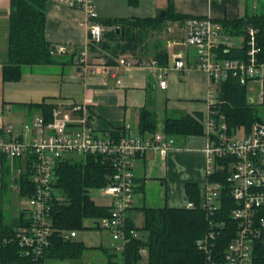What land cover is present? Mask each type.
Listing matches in <instances>:
<instances>
[{
    "label": "built area",
    "instance_id": "2783aa9c",
    "mask_svg": "<svg viewBox=\"0 0 264 264\" xmlns=\"http://www.w3.org/2000/svg\"><path fill=\"white\" fill-rule=\"evenodd\" d=\"M82 10L88 25L90 43H99L108 28L97 22L95 0H45ZM91 21V22H89ZM183 45L191 46L196 53L195 61L187 63L179 54L174 55L172 64L160 67L156 60L130 61L121 59L120 64L138 65L153 69L158 87L164 90L167 70L197 69L204 71L209 81L219 87L228 78L237 79L241 85L249 81L264 82V61L259 58L257 30L247 27L243 43L246 45L244 58H223L235 47L232 37L222 25L210 17H191L183 25ZM58 51L60 48H58ZM85 55V52H82ZM263 91L260 103L263 104ZM84 105H71L67 108L55 107L51 120L35 116L31 124H25L20 133L14 134L11 124L0 126V196L2 192V172L9 163L13 183L29 167L35 186L28 199V224L14 233L12 241H17L26 257L36 264H47L42 260L43 251L49 246L54 231L50 210L56 197V169L58 163L68 155L85 157L103 156L114 167L111 182L100 189L111 199L109 214L94 218L92 227L110 233L114 251L123 261L126 245L131 240L142 238L135 228L128 226L127 213L134 196L133 166L135 158L147 151H155L164 156L173 149V141L162 131L149 135L133 136L124 133L118 138L98 137L93 134L86 117H77ZM203 135L207 139L204 149L206 156V181L200 192L198 207L209 220L208 233L197 241V249L205 256L204 264H253L254 249L264 245V120L256 121L245 133L242 128L230 130L219 113L217 89H213L206 100L203 112ZM21 161V168H14V161ZM223 162L219 164L218 162ZM225 171L226 185L211 181L216 171ZM226 188V189H225ZM224 195L232 200L230 219L234 222V235L222 250L215 247L218 234L225 227L224 220H215ZM187 209H193L192 202H185ZM77 231H61L64 240L74 239ZM140 264H145L147 247L138 248ZM51 264V263H50Z\"/></svg>",
    "mask_w": 264,
    "mask_h": 264
},
{
    "label": "crops",
    "instance_id": "0c3cea01",
    "mask_svg": "<svg viewBox=\"0 0 264 264\" xmlns=\"http://www.w3.org/2000/svg\"><path fill=\"white\" fill-rule=\"evenodd\" d=\"M167 7L168 0H136L132 5L128 0H95V10L99 16L97 22L102 25H104L102 21L107 19H153L161 12H165ZM172 11L182 17H210L220 24L223 20L238 19L247 14L264 15V0H172ZM44 12V35L50 44L52 63L23 65L20 79L3 82L2 68L9 60L10 0H0V119L5 112L20 114L22 116L20 131L25 124H31L35 116H44L39 108L34 109L31 106L41 104L62 108L84 105L85 108L80 115L75 116L86 117L93 134L98 137L109 136L113 129H123L125 133L133 136L141 135L138 125L142 109L155 114L157 131H162L163 123L167 118L199 115L203 118L209 94L213 89H220V85L217 87L209 81L204 71L182 69L166 71L164 79L167 81V87L162 90L158 87L153 69L119 63L121 59L127 61L133 59L140 62L156 60L152 55V44L156 42L155 40L152 44H146V54L131 55L129 53L115 58L114 63L107 64L102 53L92 50L98 43L89 41L87 19L82 10L45 1ZM165 22V25H169L168 27L177 26L180 38L179 40L168 39V42H156L160 43L161 48L166 52V64L159 65L156 60L157 64L160 67L170 66L176 54H179L187 63L195 61V50L190 51V46L182 43L185 21L168 19ZM106 27L108 30L105 32L114 29L110 26ZM236 39L240 42L237 43ZM103 40L104 34L100 42ZM232 41L235 47H240L243 37H232ZM57 47L60 48L59 51ZM82 52H85V55H82ZM261 91L264 97V88ZM26 111L27 113L33 111V114H26ZM6 124L0 121V126ZM20 131H15L13 128L14 134ZM146 135L149 133H144V136ZM167 137L172 139L173 149L166 155L161 156L150 150L135 158L133 203L127 213L129 227L132 225V228H139L135 224L136 216L138 212L143 213L145 208L183 207L188 201L185 193V186L188 183L197 186L200 197L206 181L204 153L207 145L206 137L203 134ZM83 158L68 155L63 160L71 162ZM16 162L13 163L14 168L23 166L21 161V165H16ZM178 166L183 168V175L175 172L176 169L179 172ZM5 167L12 181L13 170L9 163ZM9 186L16 189L12 183ZM100 189L102 188L92 190L96 191L101 200H106L99 206L109 209L111 199L104 193H100ZM86 221L87 219L83 221L84 229H86L84 225ZM88 229L109 233L106 230L94 228L91 224L88 225ZM75 238L70 241H76ZM141 238L143 241L144 234ZM115 244L113 242L106 247H98L106 254L107 264L121 262L120 256L111 251ZM102 262L104 260L101 258Z\"/></svg>",
    "mask_w": 264,
    "mask_h": 264
},
{
    "label": "trees",
    "instance_id": "16d2710c",
    "mask_svg": "<svg viewBox=\"0 0 264 264\" xmlns=\"http://www.w3.org/2000/svg\"><path fill=\"white\" fill-rule=\"evenodd\" d=\"M134 4L136 0H128ZM45 0H10L9 16V60L2 68V80L17 81L21 76L23 65L52 63L50 44L46 41L45 30ZM189 17L178 16L172 11V0H168L165 17L160 19H113L102 23L114 29L104 33V40L93 47V51L103 54L106 63H114L115 58L126 54H146L143 43L152 30H159L160 22L185 21ZM223 29L231 37L245 36L247 27L257 30V43L260 49L259 58L264 61V15L247 14L244 17L223 20L220 22ZM112 44V45H111ZM153 58L159 65L166 64V52L160 43H153ZM247 47L244 43L240 47L229 49L220 55L223 58H244ZM148 51V50H147ZM264 104V101H263ZM218 110L228 129L243 128L245 133L251 126L262 120L256 109L248 102L246 86L241 85L237 79L228 78L220 84L217 94ZM39 108L46 121L51 119L52 110L56 105H31ZM139 133H155L157 121L155 114L142 109L139 117ZM162 132L166 136H190L203 134L202 115L197 117L167 118L163 123ZM125 133L123 129H113L109 136L118 138ZM220 165L223 162H218ZM21 165L17 160L16 165ZM115 173L112 164L103 156L87 155L78 161L61 160L56 169L57 189L53 200L50 219L54 229L49 246L43 251L42 260L46 263H61L78 261L85 246L82 243L64 240L61 231H81L83 221L88 218L104 217L109 214L107 207L94 203L88 194L90 189L104 188L111 182ZM211 181H219L226 185L225 171H216ZM12 183L21 197L29 199L34 193L35 186L32 180V171L26 169L17 178L16 183L10 180L7 167L2 172V192ZM226 189V188H225ZM187 200L195 207L181 208H145L143 210L144 223L141 231L144 232L143 241L131 240L123 253L124 264H140L138 254L139 245H145L148 256L145 264H204L205 256L197 249V241L209 231V220L205 212L198 207L199 189L195 184L185 186ZM0 196V197H1ZM232 200L223 194L220 208L216 212L215 220H224L225 227L218 234L215 247L222 250L234 235V222L230 219ZM264 215V211H262ZM27 209H21L17 216L6 220L0 210V264H36L32 258L23 254V249L17 241H12L14 233L22 226L28 224ZM133 226L131 225V228ZM137 229V228H136ZM80 264V263H72ZM253 264H264V245H257L254 249Z\"/></svg>",
    "mask_w": 264,
    "mask_h": 264
},
{
    "label": "rangeland",
    "instance_id": "374dc122",
    "mask_svg": "<svg viewBox=\"0 0 264 264\" xmlns=\"http://www.w3.org/2000/svg\"><path fill=\"white\" fill-rule=\"evenodd\" d=\"M166 21V20H165ZM160 22V28L159 30H152L150 32L151 34L146 38V40L143 43L144 49H146V44L150 43L152 44L153 41L155 40L156 42L158 41H165L168 42V39H173V40H179L180 35L176 29V25L168 27L167 24L165 25L166 22ZM176 38V39H175ZM171 42V41H170ZM236 42L239 43L240 40L236 39ZM155 43V42H154ZM112 45V44H111ZM194 48L189 47V50L192 51ZM138 50L135 51V54L137 53ZM139 55V54H138ZM264 88V83L261 84L260 81H250L246 84V97L249 103L256 109L257 114L261 117L262 120H264V104L260 103V94L261 90ZM219 89L217 90V92ZM218 94V93H217ZM25 112V111H24ZM23 112V113H24ZM26 114H33L32 112L26 111ZM22 116L15 115L13 113L5 112L4 115L2 116V119L0 121H4L7 124H12L14 130L20 131L21 128V122H22ZM179 172L176 173L178 175H183V168L178 166ZM89 196L91 199L94 201L95 204L101 205V203L106 202V200L99 198L97 196V193L95 190H89L88 191ZM170 194V189L168 191V195ZM29 203L28 199L26 197H21L17 189H12L10 186H8L4 191L2 196L0 197V210L4 213L6 220H11L15 216H17L18 212L21 209H28ZM137 219L135 220V224L137 227L142 228L143 226V213L138 212ZM94 221V218H88L86 222H84L85 228L84 230H81L75 240L77 242H82L85 245V250L79 259V261H67L64 264H72V263H80V264H107V256L105 253L101 251L98 247L103 246L106 247L109 244H112L114 241L111 239L110 234L107 232H102L97 231V230H92L88 229V225L91 224ZM96 228V227H94ZM139 228L135 229L139 232V235L144 234V232L141 233V230ZM134 229V228H133ZM102 234V235H101ZM145 236V234H144ZM143 239V238H142ZM139 241V240H138ZM144 246V245H139ZM112 249V248H111ZM114 251V249L111 250ZM118 255V254H117ZM120 256V255H119ZM101 258L104 260V262L101 263ZM120 259V258H119ZM59 263V262H57ZM50 264V263H47ZM53 264V263H51Z\"/></svg>",
    "mask_w": 264,
    "mask_h": 264
},
{
    "label": "water",
    "instance_id": "95a60500",
    "mask_svg": "<svg viewBox=\"0 0 264 264\" xmlns=\"http://www.w3.org/2000/svg\"><path fill=\"white\" fill-rule=\"evenodd\" d=\"M164 16H165V12H164V11L161 12V13L158 15L159 18H163Z\"/></svg>",
    "mask_w": 264,
    "mask_h": 264
}]
</instances>
